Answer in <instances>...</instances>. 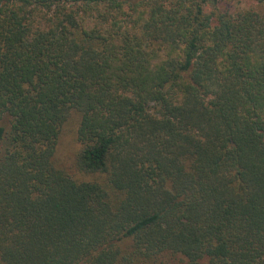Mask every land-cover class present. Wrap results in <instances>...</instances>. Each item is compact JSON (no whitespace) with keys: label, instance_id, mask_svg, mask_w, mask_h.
<instances>
[{"label":"trees","instance_id":"1","mask_svg":"<svg viewBox=\"0 0 264 264\" xmlns=\"http://www.w3.org/2000/svg\"><path fill=\"white\" fill-rule=\"evenodd\" d=\"M233 1L0 0L1 264H264V0Z\"/></svg>","mask_w":264,"mask_h":264},{"label":"rangeland","instance_id":"2","mask_svg":"<svg viewBox=\"0 0 264 264\" xmlns=\"http://www.w3.org/2000/svg\"><path fill=\"white\" fill-rule=\"evenodd\" d=\"M231 7L241 10L247 8H257V5L255 2L250 0H234ZM76 122L77 116L73 115L65 125L58 152L61 160H68V158L73 155L74 151L79 146L75 136Z\"/></svg>","mask_w":264,"mask_h":264}]
</instances>
